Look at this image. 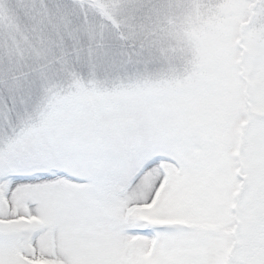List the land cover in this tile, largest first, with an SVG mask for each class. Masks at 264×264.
Segmentation results:
<instances>
[{
    "label": "snow or ice",
    "instance_id": "snow-or-ice-1",
    "mask_svg": "<svg viewBox=\"0 0 264 264\" xmlns=\"http://www.w3.org/2000/svg\"><path fill=\"white\" fill-rule=\"evenodd\" d=\"M0 264H264V0L0 18Z\"/></svg>",
    "mask_w": 264,
    "mask_h": 264
},
{
    "label": "rangeland",
    "instance_id": "rangeland-1",
    "mask_svg": "<svg viewBox=\"0 0 264 264\" xmlns=\"http://www.w3.org/2000/svg\"><path fill=\"white\" fill-rule=\"evenodd\" d=\"M21 0H0V18H3L14 6L19 5Z\"/></svg>",
    "mask_w": 264,
    "mask_h": 264
}]
</instances>
